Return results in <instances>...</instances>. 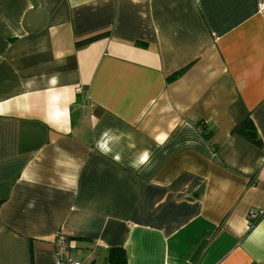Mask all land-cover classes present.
<instances>
[{
  "label": "crops",
  "instance_id": "0c3cea01",
  "mask_svg": "<svg viewBox=\"0 0 264 264\" xmlns=\"http://www.w3.org/2000/svg\"><path fill=\"white\" fill-rule=\"evenodd\" d=\"M246 116L258 0H0V264H264Z\"/></svg>",
  "mask_w": 264,
  "mask_h": 264
},
{
  "label": "trees",
  "instance_id": "16d2710c",
  "mask_svg": "<svg viewBox=\"0 0 264 264\" xmlns=\"http://www.w3.org/2000/svg\"><path fill=\"white\" fill-rule=\"evenodd\" d=\"M89 40L90 39L85 40L83 42L85 43ZM234 132L256 147L258 148L264 147V143H262L260 137L258 136V133L256 131V128L250 116H246L235 127ZM205 135L207 136L209 135V133ZM108 263L109 264H124V254L122 250L112 249L109 253Z\"/></svg>",
  "mask_w": 264,
  "mask_h": 264
},
{
  "label": "built area",
  "instance_id": "2783aa9c",
  "mask_svg": "<svg viewBox=\"0 0 264 264\" xmlns=\"http://www.w3.org/2000/svg\"><path fill=\"white\" fill-rule=\"evenodd\" d=\"M258 12L264 13V0H258ZM264 216V208L251 209L248 212L249 225H253L257 220ZM67 243L62 235L58 234L54 239V251L56 254V264H93V263H82L77 260H72L65 257L67 252Z\"/></svg>",
  "mask_w": 264,
  "mask_h": 264
}]
</instances>
